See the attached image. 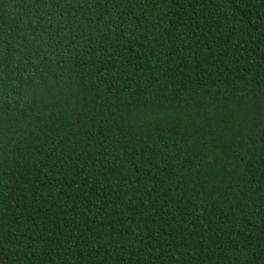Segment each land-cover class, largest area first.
Instances as JSON below:
<instances>
[{"label": "trees", "instance_id": "1", "mask_svg": "<svg viewBox=\"0 0 264 264\" xmlns=\"http://www.w3.org/2000/svg\"><path fill=\"white\" fill-rule=\"evenodd\" d=\"M0 264H264V0H0Z\"/></svg>", "mask_w": 264, "mask_h": 264}]
</instances>
